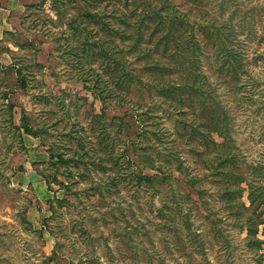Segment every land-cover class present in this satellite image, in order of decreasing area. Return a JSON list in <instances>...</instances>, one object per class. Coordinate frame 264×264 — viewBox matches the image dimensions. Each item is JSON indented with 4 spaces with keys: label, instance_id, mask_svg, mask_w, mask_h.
Listing matches in <instances>:
<instances>
[{
    "label": "rangeland",
    "instance_id": "374dc122",
    "mask_svg": "<svg viewBox=\"0 0 264 264\" xmlns=\"http://www.w3.org/2000/svg\"><path fill=\"white\" fill-rule=\"evenodd\" d=\"M261 27L264 0H0V264H264Z\"/></svg>",
    "mask_w": 264,
    "mask_h": 264
},
{
    "label": "trees",
    "instance_id": "16d2710c",
    "mask_svg": "<svg viewBox=\"0 0 264 264\" xmlns=\"http://www.w3.org/2000/svg\"><path fill=\"white\" fill-rule=\"evenodd\" d=\"M255 12L258 15L260 14V16L263 13V11L261 9L260 10L257 9ZM261 29H262V35L260 36V38H258V42H259V43H257L258 46H260V44H264V35H263L264 27H261ZM191 39H193V37H191L188 40H186V42L189 43ZM214 40L218 41V43L220 44V47L218 48L216 56H215V61L216 62L220 61L222 64L224 62L225 63L228 62V61L230 62L233 57L231 59H229V57L232 56L233 51L230 50V48L228 47V45H227L228 43L225 42V40L223 38L221 39V37L219 36V33H217L215 35V38L212 39V41H214ZM261 55H262V53H261ZM14 69H15V72L17 74H20V71H19L18 68L14 67ZM237 70H238L237 68H234L233 66H231L228 72L230 74L231 73L234 74L233 77L238 79V77H236V76H238ZM21 84H22V85H20L21 88H24L25 87L24 80L21 81ZM21 122H22L21 129H23V132L26 135H29V136H32V137L36 138L35 134L31 133V131L29 130L28 125L26 123H24V122H26V117L23 116L22 119H21ZM215 130H216L215 132L217 133V135L220 138H223V140L225 141L224 144H222L220 146H217V147L218 148H229L228 146L227 147L224 146L225 143L228 142V138H227L226 135H222L223 134V131H221L222 129H218V130L215 129ZM213 144L216 145V143H213ZM146 179H149V178H146ZM242 180H245V179L239 173H237L236 176H235L233 184L236 183V184L239 185V184H241V182H243ZM45 182H46V184L48 186L49 185L48 181L45 180ZM256 183H257V181H256ZM257 184H255V185L252 184V183H248L247 184L248 185V190L246 191L247 192V200H248V203H249L250 206H253V205H256V206H262L263 205L264 206L263 187L259 186ZM230 189H231V187H226L225 190H224V197L232 199L231 202H228V206H231V205L232 206H234V205H238L239 206V202L238 201H237L238 203L235 202V196H237V195H241L242 196L243 193H244V190H242V189L230 190ZM240 206H242V205H240ZM254 223H255V221H253V223H251L249 225V227H247V233L249 234L250 238H252V234H254V233H252V229H251ZM262 224H264V221H262ZM253 242L255 244H257L258 246L260 245V247L263 244V242L259 241V240H256V241H253Z\"/></svg>",
    "mask_w": 264,
    "mask_h": 264
},
{
    "label": "crops",
    "instance_id": "0c3cea01",
    "mask_svg": "<svg viewBox=\"0 0 264 264\" xmlns=\"http://www.w3.org/2000/svg\"><path fill=\"white\" fill-rule=\"evenodd\" d=\"M1 37H2V36H1V34H0V39H1Z\"/></svg>",
    "mask_w": 264,
    "mask_h": 264
}]
</instances>
